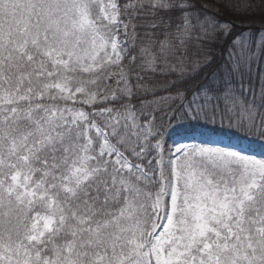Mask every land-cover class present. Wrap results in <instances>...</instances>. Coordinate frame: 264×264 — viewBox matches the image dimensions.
Listing matches in <instances>:
<instances>
[{
  "label": "snow or ice",
  "instance_id": "obj_1",
  "mask_svg": "<svg viewBox=\"0 0 264 264\" xmlns=\"http://www.w3.org/2000/svg\"><path fill=\"white\" fill-rule=\"evenodd\" d=\"M257 140L264 0H0V264H264Z\"/></svg>",
  "mask_w": 264,
  "mask_h": 264
},
{
  "label": "trees",
  "instance_id": "obj_2",
  "mask_svg": "<svg viewBox=\"0 0 264 264\" xmlns=\"http://www.w3.org/2000/svg\"><path fill=\"white\" fill-rule=\"evenodd\" d=\"M225 15H228V14L225 13ZM257 17L258 18H255V17L245 18L246 19V23H251V30L252 31H255L256 29L261 27L260 17L259 16H257ZM231 18L234 19V20H237L239 22V18H237V17H231ZM253 20H254V23H252Z\"/></svg>",
  "mask_w": 264,
  "mask_h": 264
},
{
  "label": "rangeland",
  "instance_id": "obj_3",
  "mask_svg": "<svg viewBox=\"0 0 264 264\" xmlns=\"http://www.w3.org/2000/svg\"><path fill=\"white\" fill-rule=\"evenodd\" d=\"M255 18H258V17H255ZM244 146L247 147V141L244 142ZM252 151L255 153V154H260L262 152H264V143L260 142V141H255L253 144H252Z\"/></svg>",
  "mask_w": 264,
  "mask_h": 264
}]
</instances>
